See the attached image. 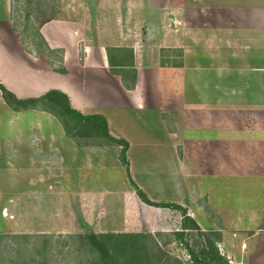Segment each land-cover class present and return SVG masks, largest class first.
<instances>
[{
	"label": "crops",
	"instance_id": "obj_1",
	"mask_svg": "<svg viewBox=\"0 0 264 264\" xmlns=\"http://www.w3.org/2000/svg\"><path fill=\"white\" fill-rule=\"evenodd\" d=\"M15 1L0 0V82L20 98L59 90L82 114H102L110 135L128 142L130 177L150 200L160 202L140 180L149 177L156 188L170 184L176 193L164 202L186 209L200 231L217 233L222 256L233 264H264V0H144L138 10L131 0H105L104 10L94 0H57V12L22 26L15 23ZM146 26L155 47L169 48L170 61L138 60L133 48L134 64L109 67V38L102 37L133 28L141 33ZM124 71L132 77L125 84ZM25 77L26 85L16 87ZM32 90L39 93L26 94ZM101 97L110 102L93 105ZM93 106L98 109L87 112ZM107 107L119 113L123 131L115 129ZM209 181L251 182L259 198L234 213L212 207L210 193L199 190ZM145 206L170 210L182 243L175 234L183 231L180 212Z\"/></svg>",
	"mask_w": 264,
	"mask_h": 264
},
{
	"label": "rangeland",
	"instance_id": "obj_2",
	"mask_svg": "<svg viewBox=\"0 0 264 264\" xmlns=\"http://www.w3.org/2000/svg\"><path fill=\"white\" fill-rule=\"evenodd\" d=\"M24 1L17 0L13 5L17 9L16 24L36 22L39 17L57 12L59 7L57 0H51L48 5L41 3L42 0ZM94 1L100 2L93 4L98 9L109 6L102 3L105 0ZM143 1L131 0V5L138 10ZM118 6L127 13L124 4ZM132 13L136 18L142 17L138 11ZM18 17L22 20L17 21ZM150 22L153 25L152 20L147 23ZM147 26L141 33L133 28L123 36L119 30L115 35L102 37L104 41L109 38L105 41L109 45L106 52L109 67L121 69L134 64L133 48L137 50L138 60L150 62L158 56L164 63L170 61L169 48L159 47L160 44L155 47V35ZM29 34L26 30L23 32L24 37ZM116 45L124 48L112 52ZM130 77L124 71L123 84ZM26 82L27 77L18 78L15 86ZM31 92L39 93L32 90L26 94ZM92 102L104 105L110 101L101 97ZM97 107H90L87 112L92 113ZM41 109L42 106L14 111L5 104L0 92V264H112L109 257L103 260L93 251L84 234L134 231L140 234L134 244L137 243L144 264H193L184 245L175 238L177 222L172 212L145 206L136 195L120 162L121 147L102 137L71 136L64 130L61 116ZM103 111L113 116L116 130H124L123 122L118 121V112L111 107ZM137 123L143 130L144 123L139 120ZM92 150L98 153L84 154ZM141 171L145 176L148 173L143 168ZM140 181L151 186L158 201H169L171 192L176 193L170 184L156 188L149 177ZM257 189L251 182L242 185L237 181H209V185L199 188L210 193L212 207H223L233 213L252 207L253 200L259 198ZM145 207L153 214H148ZM184 239L203 255L205 245L200 232L189 231Z\"/></svg>",
	"mask_w": 264,
	"mask_h": 264
},
{
	"label": "trees",
	"instance_id": "obj_3",
	"mask_svg": "<svg viewBox=\"0 0 264 264\" xmlns=\"http://www.w3.org/2000/svg\"><path fill=\"white\" fill-rule=\"evenodd\" d=\"M0 92L5 104L14 111L32 110L42 106L41 110L62 117L63 128L67 134L83 138L102 137L120 146V162L138 198L147 205L177 210L182 215L183 231L175 234L183 240L182 244L186 248L192 263L228 264L227 259L220 254L216 245V242L219 240L217 233L213 231H200L199 226L187 215L186 209L173 202H155L150 200L144 191L132 181L129 173V161L127 159L129 144L124 139H118L110 135L107 120L102 114H82L70 105L68 96L59 90H49L38 97L20 98L0 82ZM187 229L200 232L205 245L202 256L184 241V230ZM84 235L93 251L103 260L109 257V261L112 264H144L142 257H140L141 254L139 253L137 243L134 244L135 239L140 234L90 232Z\"/></svg>",
	"mask_w": 264,
	"mask_h": 264
}]
</instances>
